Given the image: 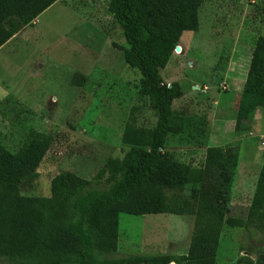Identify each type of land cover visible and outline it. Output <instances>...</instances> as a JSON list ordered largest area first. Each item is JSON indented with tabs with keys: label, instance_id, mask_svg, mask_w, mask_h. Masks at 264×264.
Returning <instances> with one entry per match:
<instances>
[{
	"label": "rangeland",
	"instance_id": "1",
	"mask_svg": "<svg viewBox=\"0 0 264 264\" xmlns=\"http://www.w3.org/2000/svg\"><path fill=\"white\" fill-rule=\"evenodd\" d=\"M107 1L58 0L0 49V144L16 152L29 129L52 138L22 195L48 197L60 171L90 179L107 159L124 157L120 137L128 118L145 128L154 122L148 99L138 94L137 71L122 59L126 45ZM198 24L197 32L181 34L180 53L161 72L164 82L182 85L172 108L192 123L188 133L168 135L164 151L197 165L210 146H237L227 213L239 218L262 162L264 109L255 107L241 137L233 132L234 115L251 43L264 36V0H204ZM73 74L84 78L80 85L71 84ZM117 221L119 254L184 255L193 216L120 213ZM237 260L264 264V233L223 225L216 264Z\"/></svg>",
	"mask_w": 264,
	"mask_h": 264
},
{
	"label": "trees",
	"instance_id": "2",
	"mask_svg": "<svg viewBox=\"0 0 264 264\" xmlns=\"http://www.w3.org/2000/svg\"><path fill=\"white\" fill-rule=\"evenodd\" d=\"M56 1L0 0V47ZM203 2L107 1L126 45L122 59L137 71L138 94L148 99L154 122L145 128L128 118L120 137L121 146L128 149L122 159H107L90 179L58 172L50 180L48 197L25 196L21 191L37 178L51 136L29 129L14 153L0 144V264H216L223 225L264 233V144L249 204L239 218L227 213L237 146H210L197 165L164 151L167 136L188 133L192 123L172 108L183 94L182 85L164 82L161 72L181 34L198 31ZM251 44L234 115L237 137L252 121L255 107L264 109V36H256ZM83 79L73 74L71 84L80 85ZM120 213L193 216L186 253L119 254Z\"/></svg>",
	"mask_w": 264,
	"mask_h": 264
},
{
	"label": "water",
	"instance_id": "3",
	"mask_svg": "<svg viewBox=\"0 0 264 264\" xmlns=\"http://www.w3.org/2000/svg\"><path fill=\"white\" fill-rule=\"evenodd\" d=\"M177 51H179V47H178V46H176V47L174 48V52H177Z\"/></svg>",
	"mask_w": 264,
	"mask_h": 264
},
{
	"label": "crops",
	"instance_id": "4",
	"mask_svg": "<svg viewBox=\"0 0 264 264\" xmlns=\"http://www.w3.org/2000/svg\"><path fill=\"white\" fill-rule=\"evenodd\" d=\"M13 37H14V36H13ZM11 39H12V38H11ZM11 39H9V41H10ZM9 41H8V42H9ZM5 44H7V43H5ZM5 44H4V45H5ZM2 47H3V45L0 47V49H1Z\"/></svg>",
	"mask_w": 264,
	"mask_h": 264
},
{
	"label": "built area",
	"instance_id": "5",
	"mask_svg": "<svg viewBox=\"0 0 264 264\" xmlns=\"http://www.w3.org/2000/svg\"><path fill=\"white\" fill-rule=\"evenodd\" d=\"M222 85V84H221ZM224 89V88H223ZM264 143H262V145H263Z\"/></svg>",
	"mask_w": 264,
	"mask_h": 264
}]
</instances>
